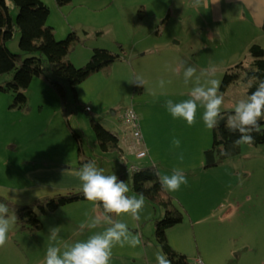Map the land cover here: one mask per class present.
I'll return each mask as SVG.
<instances>
[{
    "label": "rangeland",
    "instance_id": "obj_1",
    "mask_svg": "<svg viewBox=\"0 0 264 264\" xmlns=\"http://www.w3.org/2000/svg\"><path fill=\"white\" fill-rule=\"evenodd\" d=\"M44 1L50 10L46 23L53 26L56 38H63L71 30L79 36L68 53L70 62L76 66L85 63L96 46L121 52L123 57L92 72L74 87L68 79L55 76L46 62L44 71L32 76L23 90L27 95L24 108L12 104L16 92L0 91V196L33 203L67 192L75 184L56 172L67 169L55 168L70 166L87 173L90 177L87 188L97 189L95 192L101 197L113 198L115 203L111 213L102 209L96 195L62 204L51 212L43 213L37 207L43 226L35 231L21 227L14 211L7 215L0 213V264L20 260L25 264L27 260L31 264L36 261L38 264H74V261L79 264L78 244L71 246L69 238L64 236L73 231L79 220L93 221L88 234L93 244L88 258L92 264H100L111 255L120 264H172L155 236V218L164 215V207L154 205L130 184L132 165L146 163L155 164L161 178L167 176L166 187L184 209L183 220L169 227L167 235L174 248L188 255L191 264H200L196 262L198 257L204 259L200 250L218 264H263L264 232L259 227L252 229L261 221L256 213L248 210L259 209L241 201L236 220L222 217L227 213L229 202L234 203L235 197L250 186L249 179L246 185L245 178L237 182L232 177L235 176L232 169L236 165L240 167L241 160L234 164L226 159L217 165H204V148L213 139L212 103L224 98L221 80L228 68L224 63L229 61L221 58L217 69L200 60V42L205 33L197 34L195 29L187 28L191 21L184 14L185 0ZM10 4L16 20L18 7L13 1ZM141 4L147 11L143 17H140ZM169 7V16L164 19ZM181 15L184 20L180 19ZM157 24L162 25L160 31ZM20 36L18 28L6 40V45L25 57L30 53L20 49ZM126 59L137 75L132 81L127 80V85L119 75L113 80V89L108 95H114L116 88L127 91L121 93L123 106L132 104L140 124L152 126L151 138L158 144L154 149L145 146L147 154L141 157L135 155L133 146V151L124 147L123 150L104 149L93 126V120H99L106 126L121 129L125 125L129 129L98 95L115 69L113 63ZM13 72L1 74L0 83L10 79ZM53 78L59 80L57 85L52 82ZM136 80L143 83L141 92L134 89ZM235 90L236 96L243 92L241 88ZM227 93L231 95V87ZM114 106L119 108L118 104ZM177 118L180 126L176 133L169 132V126ZM241 118L233 115L228 117V122H240ZM197 138L200 139V166L177 160L182 155L180 147L192 146ZM254 146L242 143V147ZM246 150L244 157L249 159L251 153ZM257 159L253 160L252 177L261 173ZM173 168L186 172L176 173ZM242 175L240 172L239 176ZM255 182L261 186L260 196H264V179ZM252 202L256 206L260 204ZM3 208L0 199V210ZM202 215L204 218H200ZM192 218H199L198 224L191 222ZM59 222L66 225L65 232L53 230L52 226ZM54 240L58 245L55 249L50 246ZM233 251L239 253V260H233Z\"/></svg>",
    "mask_w": 264,
    "mask_h": 264
},
{
    "label": "trees",
    "instance_id": "obj_2",
    "mask_svg": "<svg viewBox=\"0 0 264 264\" xmlns=\"http://www.w3.org/2000/svg\"><path fill=\"white\" fill-rule=\"evenodd\" d=\"M11 1L18 7L16 20L10 11ZM140 10L143 11V8ZM49 11V6L44 0H0V75L14 70L10 79L0 83V91L16 92L12 104L20 108L27 106V95L23 90L29 85L32 76L44 71L46 62L55 76L68 79L74 87L92 72L123 57L121 52L96 46L88 60L76 66L68 59V53L79 40V36L76 31L71 30L63 38H56L53 26L46 23ZM18 28L21 29L20 49L30 53L25 57H22L21 52H12L6 45V40L11 38ZM262 29L264 31V16ZM248 52L250 54L248 62L240 61L224 71L221 89H225L230 83L244 81L250 98L244 110L238 112L241 113L242 118L250 113L255 117L256 122L252 125L246 124L244 120L229 123L228 116L234 111L229 109L219 111L212 121V143L204 149L205 166L220 164L237 155L241 151L243 142L253 145L264 143V43L252 42ZM52 82L57 85L59 80L53 78ZM134 89L138 92L143 90L141 80L134 82ZM222 117H225V120L219 122ZM93 126L104 149H122L116 132L99 120H93ZM130 184L135 191L148 198L154 205L164 207V215L155 218L154 223L158 244L168 260L172 264H191L188 255L175 249L168 240L167 229L182 221L184 209L178 206L173 195L165 187L156 165L143 164L132 169ZM69 189L64 193L37 199L33 203L15 202L0 196L4 203L0 213L8 214L9 211H14L21 227L37 230L42 227L37 207L42 212H51L62 204L92 198L95 195L102 209L111 213V206L115 203L113 198L101 197L95 192L97 190L95 188Z\"/></svg>",
    "mask_w": 264,
    "mask_h": 264
},
{
    "label": "crops",
    "instance_id": "obj_3",
    "mask_svg": "<svg viewBox=\"0 0 264 264\" xmlns=\"http://www.w3.org/2000/svg\"><path fill=\"white\" fill-rule=\"evenodd\" d=\"M140 6L143 8V11H140L141 12L140 17H143L147 14V11L145 9L144 4H141ZM184 9H186L184 11V14H186V16H189V20L191 21L190 25L187 26V28L195 29L197 34L198 33L201 34V32L205 33L202 36L200 42V60L209 67L219 69L220 68L219 60L223 57H225V59H228L229 62L224 63L228 67L235 65L234 64L235 62L238 63L240 61H244L243 59L246 60L245 62H248L250 60V56H249L250 54L248 52L249 45L254 41H260L261 43H264V31L262 29V20L264 16V0H185ZM169 13H170V7H169V11L165 14L164 19L169 16ZM164 19L163 20L161 19V21H164ZM180 19L184 20L182 15ZM161 27L162 25L157 24L158 31L161 30ZM191 48L194 49V46L191 45ZM206 55L212 57V58H207L210 59L209 62L207 59L203 58ZM113 64L115 66V69L112 72H110L108 80L105 82V84H103L100 87V90L98 91V95L100 94L99 99H101V101L106 102L108 105L112 107L111 108L112 114L118 113L120 116L123 108L126 106V105L123 106L124 96L121 93L127 91L118 90V88H116L117 91L112 96L108 95V91L109 90L111 91V89H113V85H114L113 80L117 78L119 75H120L119 79L125 81L127 85V80L132 81V78L135 79L137 75V70L135 71L134 66L130 65L129 59H126V61L124 62L119 61ZM122 71L124 72V74H120ZM230 87L232 88L231 95L227 93V89ZM235 88L238 89L241 88L243 92H240L239 96H236L235 91L237 90H235ZM224 92L225 93L223 99L222 98L218 99L217 101L212 103V112L210 116L214 118L219 111L229 109L234 112H232L231 113L232 115L230 114L228 117L233 115L241 117V113H239L238 110L239 111L244 110L250 98L246 91V84L242 82V80L230 83L224 89ZM116 104L119 105V108L114 106ZM180 124H181L180 120H178L177 118L175 123L169 126L168 131L176 133L178 129V125L180 126ZM106 127L117 133V135L120 138V144L122 147H124L127 150L130 149L131 151H133L134 145L132 144V136L129 132V129H127L125 125L121 128L123 129V132L121 134L119 133V131H122L121 129L110 126H106ZM141 127H142V132L146 146L148 147V149H154L155 148L154 146H156L158 143L156 142V140L151 138V133L153 130L152 126L146 123L144 125H141ZM198 130L200 131V127L198 128ZM123 144H125L128 147H125ZM245 148L247 149L246 151H249V153H251V157L249 156L250 157L249 159L244 157L246 155L244 153ZM180 150L182 152V155L181 156L179 155L177 160L181 161L184 164H195L197 166H200V139L197 138L193 142V145L190 147H186V148L180 147ZM256 157L259 158L260 163L257 165V167L261 169V173H258V175H256L255 177H252L251 173H253V167H252L253 160H258ZM227 160L230 161L232 160L231 164H234V162L241 160L240 163L241 166L239 167L236 165L235 169H232L233 174H235V176L232 177L234 179H238L237 182L239 180H242V178H245L246 185H248L247 179H249L250 186H247L249 188H246L244 193L239 194L235 197L236 201L234 203L229 202V206L226 211L227 213L222 217L225 218L231 217L234 220H236L237 219L236 216L238 215V211H239L238 209L240 208V206H242L241 201H243L244 204L248 203L247 204L248 207L250 208L257 207L259 209V210L248 209L249 212L252 211L256 213L257 214L256 218H259L261 221V224L259 226L256 225L252 227V229L257 230L259 227L261 231L264 232V196H260L261 193L259 189L261 186L257 185L255 182L257 180L260 181L264 179V143L255 145L254 147L251 148L242 147L241 144L240 153L230 157ZM245 162H249V166H245ZM176 166L177 164L175 163L174 167ZM179 167H183V166H179ZM55 169H67V170H58L56 172H58L59 175L60 174L65 175V177L63 178H66V180L69 181V183L75 184L73 186H70L72 188H83L90 183L89 180L90 177L87 175V173H85L82 170L75 171L73 170L74 168H71L70 166H67L65 168L56 167ZM173 171L178 173L179 171H183V170L182 169L179 170V168H173ZM240 172L243 173L242 177L239 176ZM166 177H167L166 175L165 178H161L160 176V178L164 182L165 187L167 185L166 184L167 181L165 180ZM250 188H252L253 191H251ZM168 191L171 192V190L169 189ZM171 193L173 194V192ZM252 201H257L260 204L256 206V204H254L255 202ZM249 202H251V205ZM78 212H81V210H79ZM196 212H199L198 209L196 210ZM244 212L245 211H242V213ZM188 214L191 216L190 213ZM200 218H204V216L202 215ZM197 219L192 218L191 222L196 221L197 223L198 222ZM202 221L200 220V222ZM92 223H93L92 220H90V222H87V220H79V223L73 228V231H69L64 234L65 237L69 238V243H71V246L78 244L77 249H79L80 255L78 256L77 261L79 264H92L91 259H88L89 257H91V253L93 249L91 236L88 235L90 234L89 231ZM42 226H43V220H42ZM52 228L55 231L57 230L59 232H65L66 225L64 224V222H59L56 226H52ZM55 242L56 240H54L53 245L50 244V246H52L54 249L58 246L57 243ZM233 253H235V251H233ZM201 255L204 257V259L201 257L198 258L202 260L203 262L202 264H218L217 262L211 261V256H206L204 250H200V256ZM113 258L114 255L108 256L106 257V259L102 260L100 264H120L117 262L118 260H115ZM232 258L235 261L239 260V253H235ZM133 259H135V256H133ZM75 263L76 262L74 261V264ZM14 264H25V261L24 262L22 260L14 261ZM26 264H31V262L27 260ZM32 264H38V263L36 261L33 262ZM59 264H63V263H59Z\"/></svg>",
    "mask_w": 264,
    "mask_h": 264
},
{
    "label": "built area",
    "instance_id": "obj_4",
    "mask_svg": "<svg viewBox=\"0 0 264 264\" xmlns=\"http://www.w3.org/2000/svg\"><path fill=\"white\" fill-rule=\"evenodd\" d=\"M87 109H89V106H86ZM121 119L124 121L125 124L128 125L130 132L133 137V145L135 147V154L137 157H141L147 154V150L145 148L146 144L144 141L143 133L141 130L140 121L138 118V115L132 106V104H127L121 114ZM138 165H132V169L137 168ZM200 262L202 264V260L200 258L196 259V262Z\"/></svg>",
    "mask_w": 264,
    "mask_h": 264
},
{
    "label": "water",
    "instance_id": "obj_5",
    "mask_svg": "<svg viewBox=\"0 0 264 264\" xmlns=\"http://www.w3.org/2000/svg\"><path fill=\"white\" fill-rule=\"evenodd\" d=\"M224 120H225V117H222L218 121L222 122ZM243 120L248 125H252V124H254L256 122L255 117L253 115H251L250 113L245 114L244 117H243Z\"/></svg>",
    "mask_w": 264,
    "mask_h": 264
},
{
    "label": "clouds",
    "instance_id": "obj_6",
    "mask_svg": "<svg viewBox=\"0 0 264 264\" xmlns=\"http://www.w3.org/2000/svg\"><path fill=\"white\" fill-rule=\"evenodd\" d=\"M140 121V120H139ZM141 125V124H140ZM143 133V132H142ZM132 135V134H131ZM144 137V136H143ZM132 144H133V139H132Z\"/></svg>",
    "mask_w": 264,
    "mask_h": 264
}]
</instances>
